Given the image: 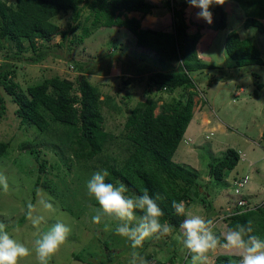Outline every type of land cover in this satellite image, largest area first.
Segmentation results:
<instances>
[{"label": "trees", "instance_id": "trees-1", "mask_svg": "<svg viewBox=\"0 0 264 264\" xmlns=\"http://www.w3.org/2000/svg\"><path fill=\"white\" fill-rule=\"evenodd\" d=\"M83 1L0 0V56L5 62L0 61V85L18 103L16 114L22 123L36 126L43 138L41 141L24 142L21 146L29 151L38 163L37 169L40 173L35 183L36 191L42 182L41 173L60 169L59 165L52 163L49 166L48 159L44 157L40 145L45 141L43 144L47 142L53 145L51 151L55 156L61 155L63 158L66 152L73 156L74 159H70L73 165L78 163L89 169L90 162H97L99 164L96 166L97 170L107 169L109 172L106 182L117 186L123 183L127 186L126 195L141 194L145 189L150 195L160 194L163 198L157 203L165 213L161 221L173 225V232H178L179 225L185 217L175 214L171 202L183 200L186 205H190L195 200V196L200 195L201 185L198 182V171L177 162L174 160V155L194 117L195 97L200 94L196 75L205 68L217 67L199 56L198 45L203 42V45L210 47L216 36L215 33L227 27L228 11L223 5L213 4L210 7L212 23L209 24L204 19L198 18L199 9L191 7L187 0L178 2L166 0L168 9L173 14L172 27L155 29L142 26V18L129 16L131 12H140L143 17L148 15L156 18V15L160 14V5L152 0H91L97 3L94 24L99 23V25L96 31L107 28L125 29L135 39L136 46L155 53V62L167 68L172 65L177 66L157 72L152 71L149 75L147 82L151 87L146 99L139 101L127 116L124 135L127 154L120 159L119 156L110 155L107 151L116 135L105 126L103 107L109 105L113 97L107 94L101 98L104 96L103 91L99 85L90 81L86 75V68L73 57L72 47L67 55L61 57H70L69 60L75 64L80 73L76 80L54 75L28 85L26 89L14 80L18 62L39 64L47 60L50 55H60L57 48L67 45V41L70 44L84 41L89 29H85L82 35L74 39L70 38V33L80 26L79 22L76 25L74 23L79 20ZM65 14H70L69 27L61 29L56 18ZM252 26L264 33V20L248 17L245 27L249 29ZM57 35L62 37V42L55 45L46 43ZM39 40L42 42L38 43ZM25 42L28 43L27 47L24 45ZM115 46L118 47V44ZM225 51L234 67L264 65L257 44L251 37H241L237 30H231L227 34ZM142 64L146 63L139 64L141 66L136 68L137 73L148 72L150 69L149 65L142 67ZM132 65L130 63L129 69ZM236 74L242 73L237 71ZM220 76H222L221 80L225 81L224 77L228 75L222 71ZM218 77L216 76L215 79L219 80ZM252 77L254 80L251 82V85L253 83L251 95L254 94L257 98L264 97L262 75L252 72ZM131 81L132 78L127 77L126 82L129 84ZM178 90L182 91L178 96L159 103L163 93L173 94ZM1 100L2 113L6 110V106L2 98ZM157 108L160 109L158 113L155 112ZM260 143L264 148V130ZM9 149L10 142L0 139V159L9 154ZM240 160V152L235 148H229L223 157L209 163V175L217 181H223L225 174L233 171ZM72 164L68 167L71 168ZM235 178L239 177L235 176ZM46 179L45 183L43 180V185L48 189L51 197L60 203L62 206L60 209H70L68 204L71 201L69 197H72L70 189L72 184L65 183L63 187L57 188L59 187L57 183L48 177ZM34 197L33 202L36 200V196ZM201 202L206 206L210 205L204 199ZM252 204L253 201L250 205L247 202L243 205L239 202L235 203L232 214L224 217L219 224L221 230L251 220L254 227L253 234L264 239V199L255 203L256 205ZM211 211L212 215L217 214L215 209L212 208ZM24 221L25 215L18 223L21 225ZM108 235L109 233L105 238ZM114 240L111 235L103 243L98 238V243L103 246L101 251L95 252L96 246H88L80 252H74L73 256L86 264H111L122 254V250L119 252L111 249L110 242L112 244ZM147 243L149 240H146L145 245ZM176 244L179 246L174 247ZM180 245L182 243L175 238L172 246L168 245L164 250L167 255L164 259L169 260L170 264H174L175 258L178 264L179 255L187 251ZM126 251L131 253L130 245L127 246ZM235 258L237 257L220 254L217 256V262L231 264ZM147 260L150 264H166L165 260L155 258L152 253L147 254ZM121 261L126 264L125 260L121 259Z\"/></svg>", "mask_w": 264, "mask_h": 264}, {"label": "rangeland", "instance_id": "rangeland-1", "mask_svg": "<svg viewBox=\"0 0 264 264\" xmlns=\"http://www.w3.org/2000/svg\"><path fill=\"white\" fill-rule=\"evenodd\" d=\"M152 1L160 5V14L156 15V18L148 17V15L143 17L140 12H131L129 16L142 18L144 27L171 29L173 14L168 9L166 0ZM220 5H223L228 11L227 27L215 33L216 36L209 48L207 45H203V42L198 45L199 56L217 67L205 68L202 70L203 72L196 75L198 89L203 92L195 97L194 117L174 155V160L198 171V182L201 185L200 195L195 196V200L190 205H186V211L215 219L216 225H218L215 231L223 233L227 228L221 230L219 224L224 219V215L229 213V209L235 206V203L243 199L249 205L252 201V205H256L255 203L264 199V148L260 143L264 130V97L257 98L254 94L251 95L253 89L251 82L254 80L252 72L261 74L264 79V65L234 67L225 51L227 34L231 30H237L241 37L253 39L264 59V33L259 32L255 26L249 29L245 27L248 17L264 20V0H224V3ZM96 7L97 3H93L91 0H84L81 4L79 20L74 23L76 25L79 22L80 26L70 33V38L74 39L76 36L82 35L85 29H89V34L84 37L82 43L73 42L70 44L67 41V45L57 48L60 55H50L47 60L39 64L18 62L14 80L24 89L30 84L54 75L76 80L80 73L74 66L75 64L69 60L70 57H61L67 55L68 50L72 47L73 57L86 68V75L90 81L99 85L103 91L104 96L101 98L107 94L113 97L110 104L103 107L105 126L116 135L107 151L110 155L119 156L122 159L127 154L125 150L126 138L124 137L127 116L139 101L146 99L151 87L147 82L151 72L161 71L167 67L154 61L156 57L154 52L136 46L135 39L127 30L107 28L96 31L99 25V23L94 24ZM56 19L61 29H68L70 14L59 16ZM41 42L42 40L38 41V43ZM60 42H62V37L57 35L46 43L55 45ZM116 44L118 47L115 46ZM24 45L27 47L28 43L25 42ZM30 52L27 54H31ZM0 61L5 63L1 56ZM130 63L133 65L129 69ZM140 63H146L142 64V67L149 65L148 72H136V68L141 66ZM173 67L177 66L172 65L167 69ZM222 71L228 75L224 77L225 81L221 80L220 72ZM237 71L242 74L237 75ZM216 76H219V80L215 79ZM127 77L132 78L129 84L126 82ZM17 89L19 90V88ZM179 92L182 91L178 90L173 94L163 93V98L159 103L178 96ZM1 98L6 110L0 112V139L9 141L10 149L9 154L0 159V172L7 176L9 184L7 192L0 189V221L8 225L7 230L10 235L31 249L38 234L46 232L53 223L60 220L69 224L72 231L65 243L51 257L49 264H86L76 260L73 256L74 252H80L88 246H96L95 252L101 251L103 246L98 243L97 239H101L103 243L109 235L115 239L112 244L110 242L111 249H116L119 252L122 250L121 256H117L111 264H123L121 259L129 264L131 255L126 251L129 242L114 233L117 222L108 217H104L100 224L92 222V217L96 214V209L99 206L95 199L88 195L86 183L99 164L95 161L90 162L89 169L78 163L73 165L71 160L74 157L68 152L63 158L61 155L55 156L51 151L53 147L51 143L43 144L45 141H42L40 148L44 157L48 159L49 166L52 163L59 165L60 169L56 168L52 172L41 173L42 182L39 189H42L53 201L54 210L42 213L47 222L39 226H33L26 217L21 225L18 223L20 218L25 215L26 202L33 201L36 196L35 183L38 173H40L35 158L21 146L24 142L41 141L43 138L36 126L22 123L16 114L18 103L2 85H0V108L2 106ZM159 111L160 109L157 108L155 112ZM229 148L237 149L241 154V160L233 171L225 174L223 181H217L209 175V163L223 157ZM69 164L73 166L69 168ZM33 169L35 172L32 173ZM236 172L240 173L239 177L247 173L250 178L248 187L245 185L242 188L245 191L241 189L239 193H237L235 183ZM47 177L58 184L59 187L55 185L57 188L63 187L65 183L72 184V188H70L72 197H69L71 201L68 204L70 209H60L62 207L60 203L51 197L50 192L43 185V180L45 183ZM61 178L62 181H60ZM256 190L257 193H255ZM203 199L210 205L206 206L204 202H201ZM212 208L216 210L217 214H211ZM108 233L109 235L105 238ZM175 238L181 242L180 230L175 233L172 231L167 236L155 235L148 239L147 245H145V241L143 247L138 251L146 259L147 254L152 253L155 258L165 260L167 255L164 250L168 248V245L172 246ZM177 246L179 245L176 244L174 247ZM219 249H221L220 252L226 250L218 248L215 252ZM212 259L213 257L210 258L211 261ZM176 260L177 258H175L174 264H177ZM165 261L166 264H170L169 260ZM189 261L190 256L187 251L185 254L182 252L178 257V264H189ZM95 263H97L96 260ZM19 264H38V261L33 252L21 259Z\"/></svg>", "mask_w": 264, "mask_h": 264}, {"label": "clouds", "instance_id": "clouds-1", "mask_svg": "<svg viewBox=\"0 0 264 264\" xmlns=\"http://www.w3.org/2000/svg\"><path fill=\"white\" fill-rule=\"evenodd\" d=\"M187 2L191 7L199 9L198 18L211 24L210 7L213 4H223L224 0H187ZM199 91L203 92V90ZM108 176L107 169H99L86 183L88 195L93 197L99 206L92 217V222L100 224L104 217L115 220L117 223L114 233L125 238L130 245L129 264H150L138 249L142 248L144 242L154 235L167 236L174 228L173 225L161 221L165 213L157 201L163 197L160 194L150 195L147 189L141 194L126 195L127 186L123 183L117 186L106 182ZM243 178L248 176L245 175L236 180ZM248 183L249 178L246 187ZM0 189L4 192L9 189L8 178L3 172H0ZM242 191L245 190L242 189ZM54 207L53 201L43 190L37 189L35 202L31 200L26 202L25 217L33 226H39L47 222L42 213L52 211ZM171 207L176 215L185 217L179 229L182 234V246L190 256L189 264H212L209 253L218 248L237 253V264H264V239L253 234L254 227L251 220L244 224L237 223L218 234L215 231L217 221L187 212L185 201L173 200ZM7 228L8 225L0 221V264H19L21 259L33 252L38 264H49L51 257L65 243L72 231L69 224L57 220L46 232L38 234L33 248L30 249L10 235ZM215 258L217 261L216 256Z\"/></svg>", "mask_w": 264, "mask_h": 264}, {"label": "built area", "instance_id": "built-area-1", "mask_svg": "<svg viewBox=\"0 0 264 264\" xmlns=\"http://www.w3.org/2000/svg\"><path fill=\"white\" fill-rule=\"evenodd\" d=\"M236 183V187H237V193L241 192V189L244 188V186L246 185L247 183V178H243V179H239V180H236L235 181ZM239 185V186H238ZM239 204L243 205V204H246V201L245 200H241L239 201ZM229 213H227L226 215H224V217H226L227 215H230L232 214V208L229 209ZM237 260H238V257L234 259V261L231 263V264H237ZM212 264H219L217 261H216V258H214L212 260Z\"/></svg>", "mask_w": 264, "mask_h": 264}, {"label": "crops", "instance_id": "crops-1", "mask_svg": "<svg viewBox=\"0 0 264 264\" xmlns=\"http://www.w3.org/2000/svg\"><path fill=\"white\" fill-rule=\"evenodd\" d=\"M191 137V136H190ZM237 174L235 175V176H239L240 175V173H238V172H236ZM245 175H247V176H249L247 173L245 174ZM244 175V176H245ZM241 176V175H240ZM249 180H250V178H249ZM249 184V183H248ZM247 187H248V185H247ZM251 192H255V191H251ZM258 191L256 190V192L255 193H257ZM264 192V191H263ZM221 251V249H219L218 251H214V252H211V253H209V256H210V258L211 257H213V258H215V256L217 257L218 255H220V254H227V255H232V256H238V254L237 253H235V252H233V251H230V250H223L222 252H220ZM214 255V256H213Z\"/></svg>", "mask_w": 264, "mask_h": 264}]
</instances>
